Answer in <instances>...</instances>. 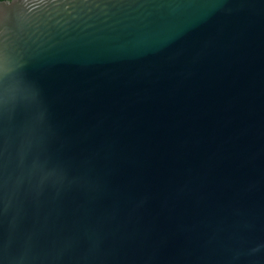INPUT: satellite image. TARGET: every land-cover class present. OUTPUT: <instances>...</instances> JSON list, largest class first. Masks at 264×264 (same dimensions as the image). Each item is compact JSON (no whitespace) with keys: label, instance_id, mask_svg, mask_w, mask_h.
Here are the masks:
<instances>
[{"label":"water","instance_id":"1","mask_svg":"<svg viewBox=\"0 0 264 264\" xmlns=\"http://www.w3.org/2000/svg\"><path fill=\"white\" fill-rule=\"evenodd\" d=\"M0 264H264V0L0 1Z\"/></svg>","mask_w":264,"mask_h":264},{"label":"clouds","instance_id":"2","mask_svg":"<svg viewBox=\"0 0 264 264\" xmlns=\"http://www.w3.org/2000/svg\"><path fill=\"white\" fill-rule=\"evenodd\" d=\"M25 6H27L28 4V0H24Z\"/></svg>","mask_w":264,"mask_h":264},{"label":"trees","instance_id":"3","mask_svg":"<svg viewBox=\"0 0 264 264\" xmlns=\"http://www.w3.org/2000/svg\"><path fill=\"white\" fill-rule=\"evenodd\" d=\"M0 1H4V0H0Z\"/></svg>","mask_w":264,"mask_h":264}]
</instances>
